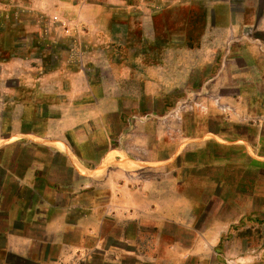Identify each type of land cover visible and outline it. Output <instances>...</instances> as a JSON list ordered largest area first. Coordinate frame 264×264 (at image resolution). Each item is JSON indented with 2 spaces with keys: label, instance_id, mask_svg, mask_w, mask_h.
<instances>
[{
  "label": "crops",
  "instance_id": "1",
  "mask_svg": "<svg viewBox=\"0 0 264 264\" xmlns=\"http://www.w3.org/2000/svg\"><path fill=\"white\" fill-rule=\"evenodd\" d=\"M174 1L186 7L185 17L199 19V36H191L194 27L186 25L183 41L175 34L169 41L148 43L139 38L143 28L128 22L114 70L120 81L136 83L141 90L120 98L144 99L143 113L166 115L178 109L177 99L221 97L233 113L227 120L220 107L210 105L207 113L186 114L180 127L184 140L176 138V131L157 135L161 124L152 123L151 153L139 158L130 154L129 140L124 141L126 124L114 132L110 118L119 110L103 112L100 119H80L81 105L96 106L99 90L104 98H113L106 82L104 89L98 86L89 68L94 63L65 61L68 48L50 45L42 19L37 26L17 27L23 31L19 35L15 29V42L8 40L13 32L0 31V264H116L113 258L131 259V264H196L230 226L264 224V0H242L240 6L237 0H217L211 10L195 6L196 0ZM178 11L158 10L150 16L176 17ZM165 28L173 33L176 27ZM153 29L161 32L163 27ZM59 53L61 60L51 62ZM63 65L71 69L65 71ZM65 98L72 99L66 131L63 118L53 115L65 112ZM81 98L88 101L81 103ZM149 99L159 107H151ZM18 108L27 116L21 129L7 125L3 116ZM122 109L120 122L126 123L128 111ZM56 157L76 182L63 184L51 177ZM148 164L169 175L174 197L166 204L186 210V220L171 215L137 219V232L121 234L117 245L113 237L107 240L97 232L95 218L88 225L72 218L80 204H61L54 197L81 192L94 199L89 209H96L98 189L108 185L114 166L119 175L133 177ZM75 184L78 190H73ZM126 205L144 209L138 202ZM145 239L153 246L146 253L140 246Z\"/></svg>",
  "mask_w": 264,
  "mask_h": 264
},
{
  "label": "rangeland",
  "instance_id": "2",
  "mask_svg": "<svg viewBox=\"0 0 264 264\" xmlns=\"http://www.w3.org/2000/svg\"><path fill=\"white\" fill-rule=\"evenodd\" d=\"M216 1L217 0H196L194 2L195 6L202 4L203 8L207 6L211 10ZM259 1L260 0H258V3ZM175 4L176 2L174 0L171 1V3L168 2V0H0V31L8 33L13 32L10 34L8 40L15 42L16 37L24 30L23 27L37 26L40 24L38 22L42 19L45 28L43 36L50 42V45H53L52 47L59 45L63 48H68L69 51L65 49L63 51V59L65 61L69 58H75L80 59L81 62L85 60L87 63H94V66L89 68H91L90 70L94 73L98 86H100V89H104V82H106L107 94L108 90L111 88L113 98H108V96L104 98L103 90H99L97 93L100 96L96 99V106H94V103H85L81 105L80 119L82 121L95 118L100 119V117L102 118L104 115L103 112L108 113L110 110H119L118 114L114 112L110 118L114 132L117 135L120 133L121 126L126 124L125 128L128 134L124 133V141L129 140L131 144L130 154H132L133 157L139 158L140 156H145L147 153V155L151 153L153 135L156 132L152 129V123L156 122L157 124H161L162 130L159 133L157 132V135L165 134L168 136L169 132L172 133L176 131V138L184 140L185 137L180 127L183 117L186 114L189 115L197 111L200 112V110L207 113L208 106L210 105L220 107L222 116L227 120L231 119L233 113L231 104L224 101L221 97L210 96L205 99L194 97L181 100L177 99L176 104H178V109L166 115H158L152 112L143 113L142 107L144 99L120 98V94H136L141 90V87L136 83H129L126 80H124L125 82L120 81V76H116L117 72L114 70L118 67L114 65L119 63L122 46L126 41L123 26L126 27L128 22L130 26L136 27L139 25L143 28L142 31L144 35H139V38L145 37V41L148 43L154 42L156 38L162 41H169V37L175 34L177 41H183L185 37L183 27L186 25L194 27L193 32L190 34L191 36H194V38L199 36L196 31L199 30V19L195 20V18L185 17L186 14L182 10L186 9V7L176 6L178 4ZM235 4L240 6L242 0H237ZM169 9L181 11H178L176 17L162 16L153 19V17L150 16L154 11ZM28 11L40 13L43 18L36 15L31 17ZM98 11L102 12L98 13ZM139 12H142L141 15L137 14ZM126 13H130L128 19ZM156 25L163 27V29L160 30L161 32L153 29ZM169 25L176 27L174 29L175 33H170L168 30L165 31V27ZM17 27L23 30H18ZM15 29H17L16 32L19 35L16 34ZM136 37L137 35L135 34L134 38ZM68 43H73V47L76 46L79 50L72 51ZM147 49H152L151 44ZM147 51L148 56L152 58L151 50ZM60 55L59 53L55 60L51 58L50 61L56 63L57 60L60 59ZM109 62L112 64L113 69L108 66ZM63 66L64 67L61 69H65V71L71 69L70 66ZM51 67H54V65L49 66V68ZM150 69L151 75L152 66ZM63 100L65 101V112L63 114L61 112H53V115L57 116L59 120L63 118L65 121L63 128H65L66 131V127L69 125L66 119H69L72 112V110L68 111L72 99L65 98ZM83 100H85V98L80 99L81 103H83ZM86 100L88 101V99ZM133 100H135V102ZM157 102V100L153 101V99H149L148 104L151 107L155 104L154 107L158 108ZM185 104L190 107L185 110L180 108ZM122 108L128 111L126 123L120 122L119 115L121 114L120 110H123ZM20 109L21 108H18L15 114L12 112L11 115H3L4 122L7 123V125H11L10 127L15 126V128L21 129L25 122L26 115L23 111H20ZM139 110L141 111L139 112ZM146 125H148L149 129L146 128ZM169 125L172 130H169ZM56 126L57 124L54 123L52 128L57 130L58 126ZM174 126L175 128H172ZM59 128H61V126ZM125 144L126 143H124V145ZM53 160L55 162V169L51 172L52 178H57L63 184H67L71 180L76 182L74 174L65 169L64 163L59 157ZM159 169L160 168H156L153 164H148L146 169L141 170L138 174L131 177L128 175H119L117 166H114L111 170V177L108 180V185L105 186L102 184L101 189H98L99 191L95 198L97 201L96 209H89V203L90 201H94V199H90L88 194H83L81 192L75 193L74 191V193L56 194L54 197L61 204L76 202L80 204L81 208H79V210L74 209L71 211L72 218L80 219L82 223L86 225H88L89 218L91 220L95 218L97 232L101 233L104 239L107 240L113 237L112 243L120 245V243L115 240L119 241L121 234H126L131 237L137 232V219L171 215L178 220H186V216L188 215L186 210L181 209L180 206L174 209L168 208L166 202L169 201L170 196H173L172 193L170 195V178L165 170ZM76 184L73 186V190L79 189ZM127 186H129V189ZM64 189L69 188L64 187ZM178 197L177 195V202L180 200ZM128 202L141 203L144 209L137 211L135 206L132 208V206L126 205ZM123 203H125V205L121 206ZM203 223L204 221H201L200 225L202 226ZM140 246L145 250V253L148 249L151 250V248H153L151 243L146 239ZM141 247H139V249H141ZM206 250L208 252L205 253L196 264H264V224L254 226L246 224L240 225L238 223L234 224L230 226V229L222 231L220 241L207 246ZM99 260L100 258L98 257L97 261ZM113 261L116 264L132 263L131 259L122 261L121 258H113ZM145 262L148 264L149 260H145Z\"/></svg>",
  "mask_w": 264,
  "mask_h": 264
},
{
  "label": "built area",
  "instance_id": "3",
  "mask_svg": "<svg viewBox=\"0 0 264 264\" xmlns=\"http://www.w3.org/2000/svg\"><path fill=\"white\" fill-rule=\"evenodd\" d=\"M68 32V31H67Z\"/></svg>",
  "mask_w": 264,
  "mask_h": 264
}]
</instances>
